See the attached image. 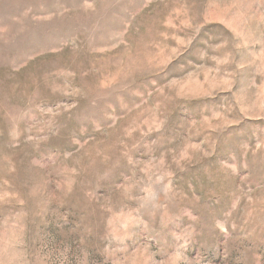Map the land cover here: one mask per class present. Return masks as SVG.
I'll return each instance as SVG.
<instances>
[{"label":"rangeland","instance_id":"rangeland-1","mask_svg":"<svg viewBox=\"0 0 264 264\" xmlns=\"http://www.w3.org/2000/svg\"><path fill=\"white\" fill-rule=\"evenodd\" d=\"M0 264H264V0H0Z\"/></svg>","mask_w":264,"mask_h":264}]
</instances>
